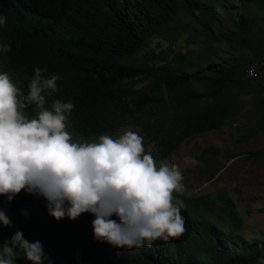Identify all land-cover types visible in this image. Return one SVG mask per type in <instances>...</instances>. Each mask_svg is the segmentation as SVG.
Segmentation results:
<instances>
[{"label": "trees", "instance_id": "1", "mask_svg": "<svg viewBox=\"0 0 264 264\" xmlns=\"http://www.w3.org/2000/svg\"><path fill=\"white\" fill-rule=\"evenodd\" d=\"M232 8V24L222 29L221 10ZM0 16L7 17L0 25V43L11 45L9 52L0 51V70L15 80L21 94L29 91L37 67L44 69V78L59 76L45 107L52 110L56 99L71 101L66 123L78 134L104 135L137 113L144 119L145 153L155 161L166 159L189 135L225 122L233 97L226 90L248 59L217 63L224 49L217 45L234 53L264 44V0H239L236 6L226 0H0ZM190 26L191 35L204 39L194 59L179 52L142 53L154 38L172 42ZM144 77L151 84L137 86L136 79ZM198 100L202 106L195 104ZM25 112L36 115L31 108ZM173 195L185 202L181 214L187 232L130 249L97 241L90 212L56 220L39 204L42 196L21 190L5 206L7 198L0 195V206L17 222V229L0 226V250L21 225L24 238L39 240L53 264H257L264 249L237 234L241 219L225 192ZM111 219L119 222L116 215Z\"/></svg>", "mask_w": 264, "mask_h": 264}, {"label": "clouds", "instance_id": "2", "mask_svg": "<svg viewBox=\"0 0 264 264\" xmlns=\"http://www.w3.org/2000/svg\"><path fill=\"white\" fill-rule=\"evenodd\" d=\"M6 21L0 16V25ZM10 50L9 43H0V51ZM43 71L34 69L29 91L21 94L15 80L0 70V195L7 198L5 206L24 190L42 196L39 204L56 220L90 212L94 238L117 248L151 247L183 236L187 223L181 210L186 205L173 195L185 192L181 165L162 161L157 166L151 153H145L143 138L132 131L115 139L96 135L98 142H74L66 123L74 104L56 99L52 110L45 107L60 77L44 78ZM29 108L39 110L35 117L25 112ZM198 163L183 156L185 166ZM13 224L17 229L13 215L0 206V226ZM24 230L20 225L2 243L0 264L17 259L53 264L43 244L25 239ZM258 247L264 249V243ZM257 264H264V254Z\"/></svg>", "mask_w": 264, "mask_h": 264}, {"label": "rangeland", "instance_id": "3", "mask_svg": "<svg viewBox=\"0 0 264 264\" xmlns=\"http://www.w3.org/2000/svg\"><path fill=\"white\" fill-rule=\"evenodd\" d=\"M227 4L236 6L239 0H226ZM233 8L221 10L222 29L229 28L235 15ZM194 27L182 30L175 41L161 40L156 37L144 50L149 55L169 51L186 54V60L194 59L203 50L204 39L191 35ZM216 46V45H215ZM225 49L223 45H217ZM220 51L217 63L244 57L248 60L232 82L226 93L233 94L228 103V116L221 125L203 133H194L182 140L164 160L181 165L185 186L184 195L195 196L225 192L234 201V207L241 219V227L237 232L248 243L264 241V44L257 50L240 47L236 52L225 49ZM258 64L259 75L253 78L243 76L242 71L248 64ZM136 79L141 86L151 79ZM225 92V89H224ZM203 100L195 104L202 106ZM214 103V102H213ZM171 112V111H170ZM146 118H149L144 113ZM144 119L135 113L118 121L115 127L105 133L113 139L126 131L142 135ZM74 142H98L95 136L78 134L67 130ZM155 149L159 146L155 144ZM148 151H146L147 153ZM194 157L199 161L196 165L183 164V156ZM222 228H225L223 226Z\"/></svg>", "mask_w": 264, "mask_h": 264}, {"label": "built area", "instance_id": "4", "mask_svg": "<svg viewBox=\"0 0 264 264\" xmlns=\"http://www.w3.org/2000/svg\"><path fill=\"white\" fill-rule=\"evenodd\" d=\"M258 75H259V70H258V64L256 62H254L252 66H248L245 69L244 76L247 78H253Z\"/></svg>", "mask_w": 264, "mask_h": 264}, {"label": "bare ground", "instance_id": "5", "mask_svg": "<svg viewBox=\"0 0 264 264\" xmlns=\"http://www.w3.org/2000/svg\"><path fill=\"white\" fill-rule=\"evenodd\" d=\"M69 27H70V26H69ZM253 63H254V62H252V63L248 64V66H252V65H253ZM248 66H247V67H248Z\"/></svg>", "mask_w": 264, "mask_h": 264}]
</instances>
